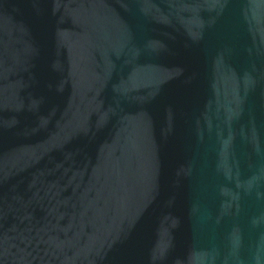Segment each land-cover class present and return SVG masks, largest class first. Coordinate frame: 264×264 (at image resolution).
<instances>
[{
	"label": "water",
	"instance_id": "water-1",
	"mask_svg": "<svg viewBox=\"0 0 264 264\" xmlns=\"http://www.w3.org/2000/svg\"><path fill=\"white\" fill-rule=\"evenodd\" d=\"M0 264H264V0H0Z\"/></svg>",
	"mask_w": 264,
	"mask_h": 264
}]
</instances>
